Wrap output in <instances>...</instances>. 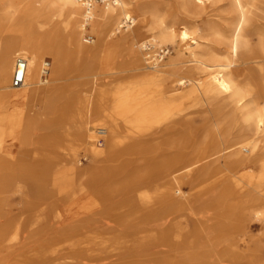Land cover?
Masks as SVG:
<instances>
[{
	"label": "bare ground",
	"instance_id": "obj_1",
	"mask_svg": "<svg viewBox=\"0 0 264 264\" xmlns=\"http://www.w3.org/2000/svg\"><path fill=\"white\" fill-rule=\"evenodd\" d=\"M26 1L24 13L0 11V144L22 130H48L52 116L64 119L70 142L58 133L47 140L66 150L68 177L47 193L76 187L88 197L73 231L80 258L87 264L254 258L251 229L264 227V0ZM88 26L96 32L93 46ZM148 46L155 54L143 53ZM169 46L175 56L164 62L156 53ZM121 56L129 63H118ZM18 58L28 68L15 88ZM50 160L57 168L64 163ZM13 161L0 155V170ZM185 185L194 187L188 195ZM251 191L260 195L250 199ZM207 205L214 216L184 222L187 211L204 213ZM15 226L0 242L15 235ZM27 249L37 258L39 249Z\"/></svg>",
	"mask_w": 264,
	"mask_h": 264
},
{
	"label": "rangeland",
	"instance_id": "obj_2",
	"mask_svg": "<svg viewBox=\"0 0 264 264\" xmlns=\"http://www.w3.org/2000/svg\"><path fill=\"white\" fill-rule=\"evenodd\" d=\"M98 3L102 4L101 0ZM28 4L29 1L26 0H0V11H5L10 16L16 10L24 13ZM127 30V28L122 29V32L116 35L114 40L121 39ZM11 31L16 30L12 29ZM87 36L94 37V41L97 40L96 32L92 26H88L85 38ZM94 41L88 43L87 46H93ZM168 48L170 54L166 56L164 62L168 60L170 55L175 56L174 48L172 46ZM155 51L156 49L148 46L143 53L155 54ZM156 55L160 56V51H157ZM50 57V55H46L45 61L47 63H52ZM117 61L118 63H129L130 58L121 56L117 58ZM130 75H132L131 72L125 74V76ZM111 81V77L103 80L106 84ZM99 82L98 80V84ZM41 104L40 101L35 102L34 108H36L35 112L37 114L41 113V111L38 112ZM52 117V123L48 130L36 129L31 133L22 130L12 138L7 139L2 145L0 144V155L14 159L12 163L6 164L5 168L0 170V201L5 198L9 200L6 199V201L0 202V234L14 226V224L16 225L14 227L16 229L15 235L10 237L7 235L5 238L8 240L4 239L5 241L1 240L0 242V262L7 258L9 259L7 264H61V262L63 264H87L89 262L88 258H80L82 255L79 253L78 239L73 236L77 218L82 214L80 203L86 201L88 197L77 195L76 187L71 190L70 194L68 192H58L51 197L47 193L48 191H54V186L68 177V175H64L66 174V162L64 161L66 150L56 147L47 140L49 136L58 133V137L63 136L61 139L64 140L65 145L69 143L70 141H67L64 137L67 125H65L66 122L63 121V118L61 120L57 119L60 118L58 115ZM39 121L37 125H40L38 127L41 128L44 126V118ZM101 140L102 143L100 142V144H105V140ZM58 141L54 140L53 142ZM100 147L103 148L104 146ZM243 152L246 156L251 153L249 147H245ZM41 155L45 158L39 160L38 158ZM52 157H57L61 163H64L57 168V163L50 160ZM79 159L84 166L89 165V161H87L83 152H80ZM192 189L194 187L183 186V190L187 195ZM72 192L75 195H72V198L68 200ZM214 192L217 193V191ZM250 193V199L260 195L254 191ZM258 205V203L255 204V206ZM42 207L45 208V214L37 217L36 212ZM224 210H226V206L223 205L221 211ZM204 211L202 213L199 208L196 211L194 209L192 214L187 211L184 222L194 225V219L211 217L217 213L216 208L212 205H207ZM109 225L112 226L113 224L109 223ZM251 236H253V246L256 249L254 258L246 255L242 257L227 256L221 259L222 264L264 263V227L257 223L251 229ZM27 248L39 249L35 253V255L38 254L37 258H30L32 250Z\"/></svg>",
	"mask_w": 264,
	"mask_h": 264
},
{
	"label": "built area",
	"instance_id": "obj_3",
	"mask_svg": "<svg viewBox=\"0 0 264 264\" xmlns=\"http://www.w3.org/2000/svg\"><path fill=\"white\" fill-rule=\"evenodd\" d=\"M99 0H85V2H87L88 4L92 5L93 2H98ZM103 1H107V0H101V2L103 3ZM87 43H91L92 41H94V37L92 36H87ZM169 54V50L168 49H164L163 51L160 52V59H162V61L166 58V56ZM17 68L18 71L14 76L13 79V87L15 88H19L21 87L25 80H26V71L28 68V63L27 60L24 58H18L17 60ZM45 68L47 69L48 66H45ZM47 71V70H46ZM44 77L46 78L47 75L45 74Z\"/></svg>",
	"mask_w": 264,
	"mask_h": 264
}]
</instances>
